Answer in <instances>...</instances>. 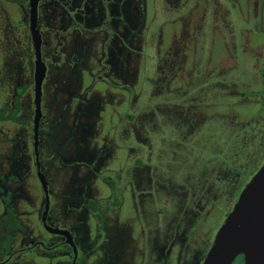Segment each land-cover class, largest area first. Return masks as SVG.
I'll return each instance as SVG.
<instances>
[{"label": "flooded vegetation", "instance_id": "af4514ba", "mask_svg": "<svg viewBox=\"0 0 264 264\" xmlns=\"http://www.w3.org/2000/svg\"><path fill=\"white\" fill-rule=\"evenodd\" d=\"M4 1L0 0V3L4 4ZM156 1L162 0L5 1L18 8L16 16L20 23L16 30L13 28L16 24L6 18L8 24L4 29L8 35V46L0 68V264H26L28 257L24 256L27 254L30 257L37 255L48 264H127V259L121 261L120 250L110 252L107 248V240L115 235L116 230L119 231V213L116 214L115 209L120 206L122 199L119 195L124 189L117 187L114 177L107 174L114 171L121 178L123 173L122 164L111 165L113 159L116 160L113 155H118L115 142L124 150L121 143L126 144L125 140L133 133L140 145L146 144L144 136L148 130L155 131L149 121L155 119L159 127L168 122L163 118L166 114H175L184 122H190L193 125L191 130L196 129L198 125L192 123L190 118L203 119L201 116L204 108L217 103L210 100L202 102L203 88L194 83L195 77L201 73L196 71V60L192 59L196 45L193 39L201 31L202 37L209 34L211 42L212 37L220 34L217 29H221L232 41L236 38L229 21V9L220 0H191L190 7L186 9L183 7L189 0H163L165 7H160L158 12L160 25L151 29ZM229 3L235 7L238 5V10L245 12L247 18L253 20L254 27H258L254 30L256 32L246 29V33L254 35L264 31V0H243V7L240 0H230ZM208 10L209 13L219 10L225 14V21L218 22L221 28L213 25L215 20L212 28L206 27L205 22L203 28V19ZM175 23H179V29ZM244 41H248L250 49L254 48L255 55L251 59V68L254 70L252 77L247 82L240 80L238 83L244 89L242 95L247 93L250 85H259L261 90L264 88V43L254 44L253 47L246 36ZM78 57L79 64L73 66ZM148 65L154 67V71L151 69L148 73ZM195 72L197 75H194ZM258 72L261 73L260 83L256 80ZM40 76L37 108L36 84ZM237 79L236 76H227L224 80L220 79L219 85L226 86L229 81L235 87ZM141 82H144V87ZM75 84L82 89L79 93H84L83 100L91 101L95 106L94 110L90 107L93 112L89 116L77 117V114L66 111L67 105L72 102L78 111L86 107L83 101L71 97L72 91L78 90ZM95 84L102 87L93 90ZM137 84L140 85L139 91L136 90ZM130 87L135 94L133 100H130L128 93ZM232 92L238 91L236 89ZM250 92L253 93L252 90ZM144 93L149 96L141 101L140 96ZM55 100L57 107L61 105L59 113H62L60 119L64 123L71 125L77 121L78 129L88 125L84 151L73 147L68 152L66 148L69 145L62 142L59 133H56L54 140L51 138L47 125L60 120L55 115ZM133 102L136 105L131 110L125 106L124 111L119 113L118 106ZM106 107H110L111 117L116 108L115 116L124 121L123 125L119 121L118 126H110L109 134L103 122L107 120L104 116ZM137 107H140L139 112L134 115L133 110ZM249 122L239 125L242 128L240 136H249L254 130L253 125L247 127ZM91 138L101 139V144ZM6 140L12 147L10 152ZM83 143L74 144L80 146ZM103 144L112 150H106L98 156L94 151ZM126 151L128 154L123 157L125 162L130 160L143 179L155 172L153 166L148 164L151 159L135 154L132 148H126ZM241 151L233 150L230 154L232 158L228 157L224 163L220 159L215 160L216 168L220 170L221 187L215 189L219 190L218 193L209 190L208 205L218 197H230L232 182L236 183L245 169ZM55 160L93 165L94 170L85 177H79V166L72 169L62 166L66 177L60 188L58 172L53 169ZM107 165L109 168L106 169ZM98 175L102 176L100 183L109 186L108 193L101 187L96 188L95 179ZM85 178L86 184L83 182ZM227 181L229 186L225 184ZM28 183H32L31 188L33 184L38 186V195H32L34 190L28 191ZM179 187L183 191L184 188ZM138 190L141 192V200L148 201L147 190L152 191V188L140 186ZM64 193L69 195L66 205L55 197L58 204L53 207L51 197L62 196ZM38 196L39 201L34 210L38 213V229H34V222H29L28 206ZM207 200L208 197H202L199 204L191 208L190 214H194L195 209H202L204 205L201 203ZM170 204L171 211L180 207L178 203ZM164 210L163 207L158 208L157 204L155 210L153 207V212L158 214L160 211L161 217ZM184 210L186 212L190 209ZM210 210H206L205 217H201V223L195 227V240L190 243L191 247L186 246L181 237H177V233H182V230L175 229L174 224L164 217L156 221L163 228L153 232L162 233L161 237H152L142 211L140 217L147 232L144 237H147L148 242L144 254H141L143 262L139 264H180L181 259L186 264H201L204 255L200 258L202 247L198 242L203 243L204 239L197 233L205 218L209 217ZM112 213L115 214L114 218L110 216ZM184 226L183 231H186L193 224L185 222ZM92 242L95 250L87 248ZM162 243L164 246L159 249L158 245ZM81 253L85 256L80 259Z\"/></svg>", "mask_w": 264, "mask_h": 264}, {"label": "rangeland", "instance_id": "374dc122", "mask_svg": "<svg viewBox=\"0 0 264 264\" xmlns=\"http://www.w3.org/2000/svg\"><path fill=\"white\" fill-rule=\"evenodd\" d=\"M220 1L222 5H225V7H228L229 9L230 13L228 16L230 18L229 21L232 24V29L235 32V40L232 41L228 39L221 29H217L216 31L220 34L214 36V38L212 37L211 42H209V34L202 37V33L200 31L199 33H196V39H193L196 45L192 56V59L196 60L197 63L196 71H200L201 73L195 77L196 81L193 82L203 88L201 91V93H203L201 94L203 96L202 102H208L210 100L209 102L217 104L204 108V112L202 113L203 116H201L203 119L198 120L195 117L190 118L192 123H196L198 125V127L194 130H191V126L193 125H191L190 122H184L183 119L179 118L175 114H166L163 118H165L166 121L168 120V122L159 125V127H157L155 119H151L149 121L150 125L155 128V131L151 132L148 130L147 135L144 136L147 141L146 144L140 145L135 139V134L133 133L125 140L126 144L121 143L124 150H122L115 142L117 147L115 150H117V154L119 156L113 153V157L116 160L113 159L114 162L111 165L114 163L122 164V167H124L123 173H121V178L116 175V172L114 171H109L107 174L114 177L117 187H123L124 189L119 195L122 199L120 206L115 209L116 214L119 213L117 219V227L119 231L116 230L115 235L107 240V248L110 252H112V250H120L121 261L123 262L124 259H127V264H139L140 262H143L141 254H144L145 246L147 245L148 240L146 239L147 237H144V234L146 236L147 232H145V227L143 228V222L140 217L141 212L143 211L147 219L148 230L151 231V235L154 231H160V229L163 228L156 222L157 218L161 217V212L158 211V214L153 212V207L155 210L156 204L158 208L163 207L167 210H164L163 217L165 219L167 218L166 220H169V223L172 222L175 229L178 231L182 230V233H177V237H181L182 240H185L184 242L186 243V246H190V243L195 240L193 238L195 235V233H193L195 227L199 226L201 223V220L203 219L201 217H205L206 210L211 209L209 217L205 218V221L199 229V233H197V235L199 234L201 236V239H204L203 243L201 241L198 242L202 247V250L199 253L200 258L203 255L205 257L206 250H209V246L211 245L217 230L224 222L227 214L231 211L240 192L264 163V88L261 90L259 85H250L247 93L242 95L241 93L244 89H241L238 84L240 80L247 82V80L252 77L254 72L251 68V59L253 54L255 55V51L254 48L250 49L248 41H244V38L246 36L247 40L249 39L254 47V44L264 43V31L262 33L258 31L257 33H254V35L246 33V29L248 30V28L253 31L258 28L254 27L253 20L248 19L245 12L241 13L238 10V5L235 7L229 3L230 0ZM190 2L191 0H189L183 8H189ZM240 2V5L243 7L245 3H243V0H240ZM164 5L165 3L163 0L161 2L156 1L154 3L153 11L155 13V17L151 23V29L159 27L160 18L158 17V12L160 7H165ZM17 9V7L11 5L10 3H6L5 1L4 4L0 3V68L3 64V55L6 52L5 48L8 46V35L6 34L7 31L4 29L8 24L6 18L8 17L12 23L14 22V24H16L13 28L17 30L18 24L20 23L16 16V12H18ZM209 12L210 11L208 10L203 19V28H205L204 22L206 27L210 26L212 28L214 20L216 23L213 25L216 24L217 28H221L222 25L218 24V22L225 21V14L223 12H219V10H213L212 13ZM172 14L175 15L176 12H172ZM175 25L178 29L180 28L179 23H175ZM211 45L213 46L212 49H210ZM147 55H149V53H147ZM235 63H237V66H235ZM77 64H79V57L75 60V62H73V66ZM151 69L154 71V67L148 65V73L151 72L149 71ZM205 69L208 71L205 72ZM194 75H197V73L195 72ZM227 76L238 77L236 80L238 88H236V85L234 87V84L229 81L226 86L220 87V79L224 80ZM260 77L261 73L258 72L256 80L259 83L261 82ZM88 78L91 79V77ZM70 84L72 88L73 83L71 82ZM139 84H137V91H139L140 88ZM84 85H86V83H84ZM76 86L78 90L72 91L71 97L80 99L84 102L86 107L83 110L78 111L74 102H72L69 106L67 105V107L66 104H64L66 111H71L75 115L77 114V117H82L84 115L89 116L90 113L93 112L90 107L94 110L95 106L91 101L83 100L84 93H79L82 89H80L78 85ZM141 86H145L144 82H141ZM101 87L102 85L95 84L92 89L94 90ZM236 89L238 91L237 93L232 92ZM59 90L60 89H58V91ZM250 90H252L253 93H251ZM128 93L130 95V100H133L135 94L131 87L128 88ZM148 96L149 95L147 93H144L140 96V100L142 101L143 98L146 100ZM155 100L156 99H154V101ZM125 104L126 105L123 104L124 106L117 107L120 114L124 111L125 106H127V110H131L136 105V102H133L132 104ZM53 105L56 107L58 106L56 100ZM59 108H61V105L57 107L55 115H57L60 119L62 113H59ZM139 108L140 107H137L133 110L134 115L138 114ZM115 111L116 108L112 117L110 116V107H106L104 112V116L107 120H104L103 122L106 125L105 131L107 134H109L108 128L110 126H118L119 121L121 125L124 124V121H121V118L118 119V116H115ZM247 121H250L247 124V127H252L251 125H253L254 130L249 136H243L245 137L243 139V137L240 136L242 128L239 125L244 124ZM78 125L79 123L77 121H74L70 125L64 123L60 119L58 122H51L47 125V127L53 140L56 133L60 134L59 138L63 140L62 142L69 145L66 148L68 152L73 147L79 148L82 152L85 149L84 140L88 130V125L84 126L82 129H78ZM91 139H95L98 144H101V139ZM246 141H248V143ZM6 142L9 147V152L12 151L10 142L7 140ZM75 142L84 143L83 145L77 146L74 144ZM125 145L128 147H125ZM62 147L65 146L63 145ZM136 147H141V149ZM126 148H132V151L135 154L141 155L146 159H151L148 164L153 166L152 168L155 169V172H152L151 175H149V178L143 179L139 171L134 169L133 163L130 160L125 162L123 158L124 154L125 157L128 154ZM106 150L108 151L112 149L108 146L104 147L103 144L101 148L98 150L95 149L94 152L100 156L101 154H104ZM233 150H242L241 152L244 155L242 163H244L245 169L243 170L241 176L237 179V182H232L230 197L229 195L225 198L218 197L216 201L213 202L214 204L211 203L208 205L210 201L209 190L212 189L218 193L219 190L215 189H219L221 187L219 185V180L221 179L219 178L220 170L216 168L215 160L220 159L221 163L226 162L228 157L232 158L230 154ZM105 158H107V156ZM105 161L108 160L105 159ZM55 162L56 164L53 165V169L58 172V184L60 188L62 187L63 179L66 177V174L62 172L64 170L62 166H68L70 169H72L71 167L76 168L79 166V177H85L88 172L94 170L93 165L84 166L81 162H78L77 165L69 164L62 160L61 162L55 160ZM156 164L157 166H154ZM161 164L165 165V167L163 168ZM107 168H109V165L106 166V169ZM78 176H76V178H78ZM101 178L102 176L99 175L96 177L95 186L96 188L101 187L103 191L105 190L107 191L106 193H108L110 188L109 186L106 187L100 183ZM83 182L86 184L87 178H85ZM90 183L92 184L93 181H90ZM91 184L88 185L92 187ZM225 184L229 186L230 183L227 181ZM30 185H32V183L27 184L28 191L34 190L32 195H38V186L33 184L34 187L31 188ZM140 186L146 187V189L147 187L152 188V191L147 190L148 201L141 200V192L138 190L140 189ZM179 186L184 188L183 191L179 190ZM55 197H58L64 205H66L67 200L69 199V195L67 193H64L62 196L54 195V197H51V199L53 198V207H57L58 204L57 198ZM202 197H208L206 203H201L204 207L202 209H195V213L191 215V208L198 205ZM38 201L39 196L35 200H31V203L28 206L30 209L29 222H34L32 226L34 229H38V213L36 214V211L34 212L37 208ZM170 202L173 205L178 203L180 207L171 211ZM184 208H189L190 210L185 212ZM114 215L115 214L113 213L110 214L112 218H114ZM185 222H192L193 227L191 226L188 230L183 231L185 228ZM92 227L95 229L93 225ZM142 228L143 233H141ZM138 230L140 234H138ZM35 234L38 235L40 233ZM141 234H143V236ZM161 235L162 233H154L152 237L160 238ZM183 235L185 239L183 238ZM94 245L95 244L92 242V244H89L87 248L95 250ZM163 246L164 243L159 244L158 248L161 249ZM187 253L190 254L189 251H187ZM80 256L81 259L85 255L84 253H81ZM26 257H28L26 264H48L47 261L37 255L30 257V255L27 254L24 258ZM92 260H94V258H92ZM181 260L180 264H186L185 261L183 262ZM173 262H175V260H173ZM53 264H55V262ZM232 264H243V257L238 256Z\"/></svg>", "mask_w": 264, "mask_h": 264}, {"label": "water", "instance_id": "95a60500", "mask_svg": "<svg viewBox=\"0 0 264 264\" xmlns=\"http://www.w3.org/2000/svg\"><path fill=\"white\" fill-rule=\"evenodd\" d=\"M238 256L243 264H264V163L240 192L201 264H232Z\"/></svg>", "mask_w": 264, "mask_h": 264}, {"label": "trees", "instance_id": "16d2710c", "mask_svg": "<svg viewBox=\"0 0 264 264\" xmlns=\"http://www.w3.org/2000/svg\"><path fill=\"white\" fill-rule=\"evenodd\" d=\"M5 1H9V2H17V3H19V2H21L22 0H5Z\"/></svg>", "mask_w": 264, "mask_h": 264}]
</instances>
